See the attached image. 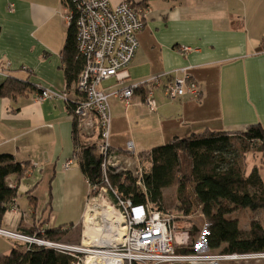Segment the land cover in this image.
Listing matches in <instances>:
<instances>
[{"label": "crops", "instance_id": "obj_1", "mask_svg": "<svg viewBox=\"0 0 264 264\" xmlns=\"http://www.w3.org/2000/svg\"><path fill=\"white\" fill-rule=\"evenodd\" d=\"M148 5L151 12L137 31L138 48L122 86L187 68L200 96L168 98L154 88L156 108L143 102L144 90L130 104L110 98V142L123 165L135 167L136 153L204 129L242 131L264 127V0H111ZM63 0H0V85L7 77L29 82L34 89L0 97V153L29 161L19 189L27 208L17 203L3 217V228L17 231L20 222L45 220L46 228H75L84 217L90 185L73 159L72 118L60 97L38 100L37 86L69 91L61 50L67 24ZM188 47L184 50L182 48ZM9 62L5 68L4 64ZM107 81V80H106ZM30 197L32 199H30ZM68 233L66 235H68ZM248 264H261L251 261Z\"/></svg>", "mask_w": 264, "mask_h": 264}, {"label": "trees", "instance_id": "obj_2", "mask_svg": "<svg viewBox=\"0 0 264 264\" xmlns=\"http://www.w3.org/2000/svg\"><path fill=\"white\" fill-rule=\"evenodd\" d=\"M263 48L261 44L259 49ZM61 57L66 87L70 88L84 65V58L77 52L74 22L67 27ZM31 89L34 87L29 82L7 77L0 85V97H15ZM66 103L71 115L74 104ZM72 121V157L89 185L95 188L90 193L107 186L113 200L116 193L134 203L150 202L166 211L168 203L163 191L173 187V202L182 217L200 210L206 219L205 241L210 252L264 251V224L251 219L248 228H243L233 216L245 209L264 210V180L259 166L254 163L247 168L244 163L249 152L264 157V127L260 123L250 124L242 131L204 129L182 137L173 136L163 144L138 152L135 167L109 172L106 181L101 169L102 157L95 150L93 137L77 128L76 117ZM138 165L142 167L140 184L135 174ZM30 166L29 161H18L11 153H0V228L5 213L16 204L19 182L26 177ZM44 221L31 225L20 222L17 232L62 241L69 228H46ZM71 261L72 255L66 252L18 240L8 252L0 251V264H71Z\"/></svg>", "mask_w": 264, "mask_h": 264}, {"label": "built area", "instance_id": "obj_3", "mask_svg": "<svg viewBox=\"0 0 264 264\" xmlns=\"http://www.w3.org/2000/svg\"><path fill=\"white\" fill-rule=\"evenodd\" d=\"M63 5L67 26L74 22L77 28V52L84 58V65L72 86V98L68 90L59 93L39 86L37 99L60 97L73 102L70 116L72 120L77 118V128L93 137L95 150L102 157L101 169L107 181L109 172L125 170L129 165V162L126 166L122 164L110 142L111 97L129 105L134 93L143 89V102L154 110L155 87L162 88L170 99L184 94L198 98L200 90L187 68H180L181 75L164 74L168 77L165 84L161 82L163 76H155L111 92L104 91L101 88L103 81L113 79L122 83L129 78L128 65L139 45L136 33L143 27L151 9L148 5H134L130 1L114 4L111 0H63ZM4 66L8 67L9 62ZM126 149L138 156L132 141L127 142ZM135 174L140 184V165ZM93 189L90 186V192ZM96 190L99 194L109 192L107 186ZM115 197L104 206H109L119 216L123 229L119 240H107L104 234H99L104 229L103 220L100 226L91 225L99 228L96 236L91 237L87 233L88 226H84L81 244L41 239L5 228H0V234L66 252L72 255L71 264H222L264 260V251L210 252L205 241L207 222L202 229L188 223L178 230L174 216L158 209L153 203H134L116 193ZM185 248L189 250L183 251Z\"/></svg>", "mask_w": 264, "mask_h": 264}, {"label": "rangeland", "instance_id": "obj_4", "mask_svg": "<svg viewBox=\"0 0 264 264\" xmlns=\"http://www.w3.org/2000/svg\"><path fill=\"white\" fill-rule=\"evenodd\" d=\"M113 81H114L113 79H108L107 81L105 80L102 82V85L105 86L107 84L113 83ZM123 83L124 82L118 84L123 85ZM260 157L261 154L259 153L256 156H253V153L249 152L244 158V163L245 166H247V168H249L252 164L257 163V165L259 166V171L261 173V176L263 177L264 180V157L263 159H261ZM163 192L165 196V201L166 203H168L166 211L174 216V220H175L174 223L177 226L178 230L188 223H192L198 226L199 229H202L204 227V225L206 224V219L204 218L200 210L193 212L186 217H182L177 212L176 206L173 202L175 189L173 187H167L164 189ZM111 201L112 198L108 193H104V192L102 194H99V192L90 193V195H88V198L86 200L84 217L82 218V221L75 228L70 229L68 235H66L62 241L70 244H81L84 226H91L93 224H98V226H100L102 218L99 215V212L105 208L104 204ZM17 203L19 204L22 210H25L27 208L26 206L27 197L25 194L22 193L21 189H19V195L17 196ZM233 216L238 219L239 225L243 228H248L251 219H257L262 224H264L263 209L257 211L245 209L239 213H234ZM25 241L23 239L21 240V242L26 243ZM13 242H15L14 238L0 234V251L8 252ZM255 262H260L261 264H264V260H259ZM222 264H248V263L223 262Z\"/></svg>", "mask_w": 264, "mask_h": 264}, {"label": "bare ground", "instance_id": "obj_5", "mask_svg": "<svg viewBox=\"0 0 264 264\" xmlns=\"http://www.w3.org/2000/svg\"><path fill=\"white\" fill-rule=\"evenodd\" d=\"M99 215L104 222V229H101L99 234H104L107 240H119L123 233L119 216L109 206H106L102 211H100ZM98 229L99 228L96 226H88L87 233L91 234V237L96 236Z\"/></svg>", "mask_w": 264, "mask_h": 264}]
</instances>
